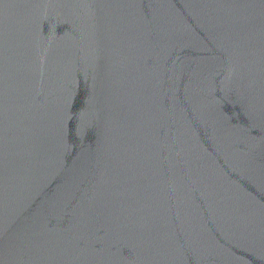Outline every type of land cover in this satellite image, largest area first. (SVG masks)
Instances as JSON below:
<instances>
[{
    "label": "water",
    "instance_id": "1",
    "mask_svg": "<svg viewBox=\"0 0 264 264\" xmlns=\"http://www.w3.org/2000/svg\"><path fill=\"white\" fill-rule=\"evenodd\" d=\"M0 264H264V0H0Z\"/></svg>",
    "mask_w": 264,
    "mask_h": 264
}]
</instances>
